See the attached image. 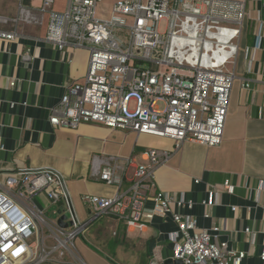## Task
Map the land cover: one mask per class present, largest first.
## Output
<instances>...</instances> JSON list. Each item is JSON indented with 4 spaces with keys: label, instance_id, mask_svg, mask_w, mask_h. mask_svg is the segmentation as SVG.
<instances>
[{
    "label": "built area",
    "instance_id": "1",
    "mask_svg": "<svg viewBox=\"0 0 264 264\" xmlns=\"http://www.w3.org/2000/svg\"><path fill=\"white\" fill-rule=\"evenodd\" d=\"M67 1L66 9L57 10V0H43L40 14L22 6L13 19L36 24L46 15V42L64 54L68 47L89 52L85 77L67 87L52 107L50 123L70 129L98 123L175 142L173 151H145L149 163L137 166L128 192L85 194L83 202L96 215H115L134 229H145L155 217L171 219L177 224L174 257L184 264H243L246 252L232 249L227 238L200 225L193 197L155 191V172L186 142L210 147L222 143L235 82L228 66L239 50L248 0H114L108 15L98 12L103 0ZM258 20L260 47L264 7ZM0 37L15 39L13 32L0 31ZM17 84L11 81V86ZM125 169L119 157L106 155L94 157L91 172L98 180L120 186ZM2 184L0 264H42L50 251L35 239L39 223L46 221L33 199L44 193L60 206L66 198L64 181L50 170L20 168ZM224 188L233 186L226 180ZM213 198L211 194L201 204L211 206ZM48 228L58 239L80 233L78 226L70 232ZM260 259L264 261V249Z\"/></svg>",
    "mask_w": 264,
    "mask_h": 264
},
{
    "label": "crops",
    "instance_id": "2",
    "mask_svg": "<svg viewBox=\"0 0 264 264\" xmlns=\"http://www.w3.org/2000/svg\"><path fill=\"white\" fill-rule=\"evenodd\" d=\"M249 1L237 39L239 50L228 66L235 82L223 141L215 147L184 143L157 168L155 191L193 197L197 201L193 212L202 227L227 238L232 249L246 252L243 264H264L260 259L264 249V24L262 44L257 47L264 0ZM42 2L0 0V31L13 32L15 37L10 42L0 37V189L5 178L20 168L53 169L64 181L69 199L66 197L60 206H54L44 193L33 199L46 221L39 223L43 236L40 232L35 239L50 251L42 264H150L154 257L161 261L174 258L176 241L172 235L177 224L171 219L155 217L145 229H134L115 215H96L83 202L85 194L113 196L128 192L137 166L149 163L145 151H173L175 142L98 123H84L76 129L50 123L52 107L67 87L85 77L89 52L68 47L64 54L46 42V15L43 23L13 21L22 6L40 14ZM67 3L57 0L55 9L64 10ZM15 79L17 86H11ZM106 155L119 157L125 165L120 186L92 176L94 157ZM195 179H200L199 183ZM226 180L232 190L224 188ZM211 194L213 205L203 206L201 202ZM48 211L56 214V219H49ZM206 212L210 214L208 219L204 217ZM65 214L66 222L73 221L69 227L58 223ZM50 226L68 232L78 226L80 233L72 239L61 236L62 243Z\"/></svg>",
    "mask_w": 264,
    "mask_h": 264
},
{
    "label": "water",
    "instance_id": "3",
    "mask_svg": "<svg viewBox=\"0 0 264 264\" xmlns=\"http://www.w3.org/2000/svg\"><path fill=\"white\" fill-rule=\"evenodd\" d=\"M40 170H50L52 172H54L55 174L58 175V173L53 170V169H40ZM33 171H36V170H33ZM64 189H65V194H66V197L67 199H69V194H68V191L66 189V187L64 186ZM72 217H74L72 214H71ZM75 219V218H74ZM66 217L64 216H61L59 217L58 219V223L61 225V226H65V227H69L70 225L73 224V221H70V222H66ZM76 220V219H75ZM63 226V227H64ZM154 256V255H153ZM150 264H184V262L181 260V259H177V258H173V257H170V258H167V259H164V260H159L157 257H154L151 259L150 261Z\"/></svg>",
    "mask_w": 264,
    "mask_h": 264
},
{
    "label": "rangeland",
    "instance_id": "4",
    "mask_svg": "<svg viewBox=\"0 0 264 264\" xmlns=\"http://www.w3.org/2000/svg\"><path fill=\"white\" fill-rule=\"evenodd\" d=\"M114 0H103L102 3H100L99 5V14L100 15H108L109 12V8L112 5ZM252 0L249 1V4L251 3ZM248 11H250V7L248 8ZM253 27V26H252ZM253 29V28H252ZM54 209V208H53ZM60 209V211H63V207H59L58 210ZM49 215H47L49 217V219H56V214L52 213L51 211L47 212ZM46 213V214H47ZM67 216V214H65V217Z\"/></svg>",
    "mask_w": 264,
    "mask_h": 264
}]
</instances>
